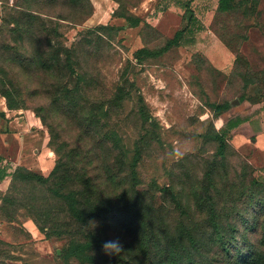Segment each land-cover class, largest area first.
I'll use <instances>...</instances> for the list:
<instances>
[{"label": "rangeland", "instance_id": "374dc122", "mask_svg": "<svg viewBox=\"0 0 264 264\" xmlns=\"http://www.w3.org/2000/svg\"><path fill=\"white\" fill-rule=\"evenodd\" d=\"M218 5L0 0V93L45 119L49 141L51 131L56 137L48 160L60 150L72 172L67 190L93 182L104 211L86 220L66 197L45 231L41 214L0 211V264H166L186 233L200 239L194 254L206 264H249L234 254H264V228H247L258 217L263 173L217 122L233 108L215 109L263 98L264 0H233L229 11ZM17 141L12 136L10 151L2 150L13 161ZM46 163L20 166L47 174ZM93 234L120 236L124 251L79 253Z\"/></svg>", "mask_w": 264, "mask_h": 264}, {"label": "trees", "instance_id": "16d2710c", "mask_svg": "<svg viewBox=\"0 0 264 264\" xmlns=\"http://www.w3.org/2000/svg\"><path fill=\"white\" fill-rule=\"evenodd\" d=\"M232 2L233 0H219L218 8L221 11H229L232 8ZM192 20V19H190ZM138 24V22H137ZM136 24V25H137ZM182 34V31L177 32V37L172 42H176L177 39H179V36ZM180 44V43H179ZM67 55H69V51H67ZM68 64L69 68L71 69V72L74 73L75 69L73 68L70 58H68ZM263 77H264V71H263ZM1 94L6 98V102L9 108L16 109L11 103L9 99V95L6 92H2ZM263 97H264V91H263ZM246 99V98H245ZM243 99V100H245ZM242 100V99H241ZM252 102H258L259 100H250ZM231 107V103H223V104H217L215 106V109L217 112L221 113L228 110ZM218 115V114H217ZM220 115V114H219ZM218 115V116H219ZM43 124L45 123L44 118H40ZM51 138L49 141V146L51 147V142H54L56 140L55 134L53 131H51ZM224 133H220L219 135H216V137L219 139L221 143L222 150L225 148L226 145V136H224ZM58 158L55 161V164L53 168L47 173H38L35 171H32L28 169L25 166H16L12 173H11V181L10 185L7 188V191L3 194L0 192V197L2 199V203L0 205V211H6L11 217L15 218V215L19 212V210L26 208L28 211L32 212L34 216L36 214L39 218L44 219V224H39L40 229L45 231L47 229L48 220L46 218H49L50 213L52 210L59 208L64 202L65 198L68 197L71 201V208L75 206V213L77 209H80L81 214L84 215V218L86 217V220H88L89 216L92 215H101L104 211L100 206H97L99 202L98 199L93 198L94 196H98L100 194L99 189L95 188L93 185V182H87L85 179L82 183H79L76 185L74 191H68V184L64 180V176L67 173H72L71 169H68L66 157L61 153L60 150L57 151ZM12 165L9 163L3 161V156L0 155V180H3L5 176L8 174L7 168H11ZM13 168V166H12ZM85 186V187H84ZM262 189H264V184L260 185ZM41 195V197L38 195ZM46 194L49 195V199L47 200ZM43 199H40V198ZM45 199V200H44ZM45 201L49 202V204H52L51 206H43ZM54 204V205H53ZM48 205V204H47ZM88 206L94 207V210L91 212H88L86 210H83V208H86ZM109 211V212H108ZM112 210L107 209L106 212L110 213ZM258 217L256 218V222H252L247 228H255L260 229L262 226L264 228V221L261 220L260 216L264 214V195L262 197V201L259 205V209L257 211ZM44 214V215H43ZM46 216V217H44ZM93 233V232H92ZM187 239L183 240L181 243L178 244V246L171 251L169 254H165V257H163L162 261L166 264H206V261H197L194 252H198L200 244V239L193 235L192 233H186ZM233 241H237L236 236H233L231 239ZM105 241V239H102L100 237H97L95 234L91 236L90 239L83 243H79L76 247V250L79 253H89V251L95 250L96 248L102 249V243ZM179 242V241H178ZM228 242L229 244H231ZM223 248H225L226 252H230V245L229 247L226 245V242L224 241V237L222 236L221 241ZM180 244L181 247H180ZM236 244V243H233ZM232 245V244H231ZM251 246V244H249ZM182 249L183 252H179V250ZM241 251V250H240ZM235 257L238 256L242 260L248 262L249 264H264V254L258 253L256 251H246V252H239L234 254ZM109 256V255H107ZM232 258H234L233 254H231ZM112 258L114 256H111Z\"/></svg>", "mask_w": 264, "mask_h": 264}, {"label": "crops", "instance_id": "0c3cea01", "mask_svg": "<svg viewBox=\"0 0 264 264\" xmlns=\"http://www.w3.org/2000/svg\"><path fill=\"white\" fill-rule=\"evenodd\" d=\"M264 70V69H263ZM0 155L3 161L16 167V164H25L28 168H42L47 161V169H52L55 160H48L54 152L49 147V137L46 136L43 125L37 117L32 116L27 110H17L8 107L6 98L0 93ZM227 116H217V122L222 130L232 135L238 147L247 146L253 162L260 167L264 176V97L258 102L236 99ZM238 111H235V110ZM18 139L16 159L6 157L2 150L9 152L12 148L11 138ZM32 156L29 157V155ZM11 168L8 174L0 180V189L7 190L11 181ZM48 169V170H49ZM2 199L0 197V205ZM1 235V228H0Z\"/></svg>", "mask_w": 264, "mask_h": 264}, {"label": "clouds", "instance_id": "9594fccd", "mask_svg": "<svg viewBox=\"0 0 264 264\" xmlns=\"http://www.w3.org/2000/svg\"><path fill=\"white\" fill-rule=\"evenodd\" d=\"M89 225L91 226V230H94L98 227V222L90 221ZM101 247L102 251L109 256H119L124 251V246L120 236H113L112 238L105 240Z\"/></svg>", "mask_w": 264, "mask_h": 264}]
</instances>
